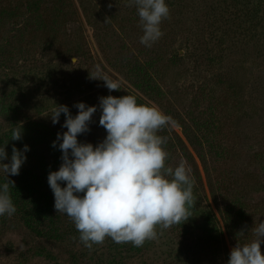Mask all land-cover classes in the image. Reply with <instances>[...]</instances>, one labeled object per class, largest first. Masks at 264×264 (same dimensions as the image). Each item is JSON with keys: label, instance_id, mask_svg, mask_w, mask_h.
Instances as JSON below:
<instances>
[{"label": "rangeland", "instance_id": "obj_1", "mask_svg": "<svg viewBox=\"0 0 264 264\" xmlns=\"http://www.w3.org/2000/svg\"><path fill=\"white\" fill-rule=\"evenodd\" d=\"M165 2L163 36L145 47L128 0H0V146L9 158L13 145L29 147L19 175L8 176L17 211L0 216V264H227L237 243L253 239L264 220V0ZM97 66L120 90L89 77ZM108 95H133L174 118L159 133L166 165L190 167L196 203L186 222L157 226L142 247L106 238L89 250L54 208L47 177L62 161L51 145L67 129L63 113L56 124L49 115L54 104L72 116L78 102L96 105L77 137L95 146L106 136L99 97ZM13 127L21 140L10 139Z\"/></svg>", "mask_w": 264, "mask_h": 264}, {"label": "clouds", "instance_id": "obj_2", "mask_svg": "<svg viewBox=\"0 0 264 264\" xmlns=\"http://www.w3.org/2000/svg\"><path fill=\"white\" fill-rule=\"evenodd\" d=\"M128 6H134L139 17L143 33L140 43L151 47L163 36L160 25L169 16L168 5L165 0H128ZM89 77L103 81L109 91L120 90L119 82L99 66ZM73 106L78 109L75 116L66 105L55 104L49 115L56 124L63 113L61 127L67 131L58 132L52 142L53 148H59L62 162L58 170L48 173L47 182L56 212L74 223L85 247L91 250L106 238L142 247L158 238L157 226L168 229L192 216L196 198L190 167L185 161L175 167L166 165L169 153L164 145L168 137L159 134L176 126L174 118L156 105L138 104L133 95L99 97V125L106 136L93 146L79 142L77 137L90 131L97 106L84 102ZM10 139H22L20 127L11 129ZM27 151L28 145L22 149L13 145L9 158L5 147L0 146V161L8 159V163H0L5 176L0 184V216L11 217L17 211L10 193L14 181L8 176L19 175ZM251 232L253 239L230 250L227 264H264L260 247L264 243V220ZM247 233L242 229L239 234L243 237Z\"/></svg>", "mask_w": 264, "mask_h": 264}]
</instances>
